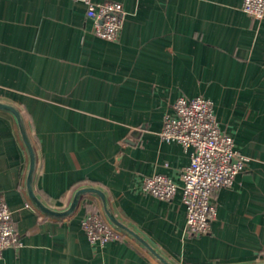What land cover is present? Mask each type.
Listing matches in <instances>:
<instances>
[{
	"label": "crops",
	"instance_id": "obj_1",
	"mask_svg": "<svg viewBox=\"0 0 264 264\" xmlns=\"http://www.w3.org/2000/svg\"><path fill=\"white\" fill-rule=\"evenodd\" d=\"M101 3L105 0H92ZM125 18L115 42L98 39L74 0H0V102L20 113L35 155L32 188L66 211L52 218L27 193L30 158L14 115L0 109V198L18 244L0 264H264V20L243 0H110ZM208 99L221 130L247 158L214 195L210 233H186L180 171L190 149L158 132L179 97ZM177 186L171 201L142 190L145 177ZM98 211L121 233L92 245L81 222Z\"/></svg>",
	"mask_w": 264,
	"mask_h": 264
},
{
	"label": "built area",
	"instance_id": "obj_2",
	"mask_svg": "<svg viewBox=\"0 0 264 264\" xmlns=\"http://www.w3.org/2000/svg\"><path fill=\"white\" fill-rule=\"evenodd\" d=\"M86 8V17L93 23V34L107 42H115L124 24L125 13L120 3L105 0H74ZM242 11L255 21L264 20V0H243ZM162 141L175 142L190 149V163L180 171L181 201L186 210V233L196 237L210 233L216 218L213 195L232 187L247 158L236 149L233 139L220 129L210 100L179 97L173 112L166 115L158 132ZM144 193L162 201H171L177 186L163 175L145 177ZM81 227L92 245L104 246L117 241L121 233L112 228L98 211H90ZM18 244L12 213L0 198V258L5 249Z\"/></svg>",
	"mask_w": 264,
	"mask_h": 264
},
{
	"label": "water",
	"instance_id": "obj_3",
	"mask_svg": "<svg viewBox=\"0 0 264 264\" xmlns=\"http://www.w3.org/2000/svg\"><path fill=\"white\" fill-rule=\"evenodd\" d=\"M0 109L8 111L10 113H12L14 115V117L17 120L19 129H20V133H21V137L22 140L24 142V145L26 146V149L28 151L29 154V158H30V167H29V173L27 176V182H26V186H27V193L28 196L31 200V202L34 204V206L43 214H45L46 216L52 217V218H64L69 216L70 214L73 213V211L75 210V208L78 205L79 199L82 195L87 194V193H94L96 195H98L103 204H104V209L106 212V215L109 219V221L111 222V224L113 226H115L117 229H119L120 231H123L129 235H131L132 237H134L136 240H138L142 245H144L146 248L149 249V251H151L156 257H158L160 260H162L153 250L152 248H150L139 236H137L134 232H132L130 229H128L126 226H124L122 223H120L118 220H116L112 214L108 211L107 209V202H106V198L104 196V194L97 190V189H93V188H86V189H80L78 190L72 200V203L70 205V207L66 210V211H54L52 209H49L48 207H46L34 194L33 192V188H32V180H33V174H34V170H35V155L32 149V146L30 144L27 132H26V128L25 125L23 123L22 117L20 115V113L18 112L17 109H15L13 106L8 105L6 103H2L0 102ZM163 261V260H162ZM164 262V261H163Z\"/></svg>",
	"mask_w": 264,
	"mask_h": 264
}]
</instances>
